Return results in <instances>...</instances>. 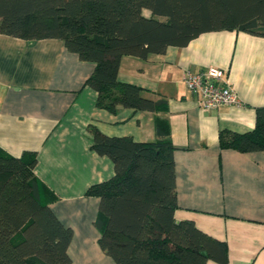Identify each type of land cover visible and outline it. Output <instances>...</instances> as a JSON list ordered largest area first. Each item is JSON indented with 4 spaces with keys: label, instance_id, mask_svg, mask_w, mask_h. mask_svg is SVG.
Returning a JSON list of instances; mask_svg holds the SVG:
<instances>
[{
    "label": "crops",
    "instance_id": "crops-1",
    "mask_svg": "<svg viewBox=\"0 0 264 264\" xmlns=\"http://www.w3.org/2000/svg\"><path fill=\"white\" fill-rule=\"evenodd\" d=\"M95 67L63 39L0 33V149L19 158L36 155L42 196L74 232L70 264H117L99 244L101 200L87 194L114 175V163L93 149L90 127L156 141L158 124L175 146V219L191 220L225 242L227 264H264V149L244 152L220 143L222 133L256 127L257 110L264 107V36L210 31L147 59L125 55L119 79L142 87L146 97L165 100L156 111L98 107V92L86 83ZM210 67L226 72L240 105H198L184 73Z\"/></svg>",
    "mask_w": 264,
    "mask_h": 264
},
{
    "label": "trees",
    "instance_id": "trees-1",
    "mask_svg": "<svg viewBox=\"0 0 264 264\" xmlns=\"http://www.w3.org/2000/svg\"><path fill=\"white\" fill-rule=\"evenodd\" d=\"M146 11H149L147 14ZM264 36V0H0V33L39 40L60 38L96 67L87 85L97 106L156 111L165 100L122 82L125 55L147 59L169 46H186L210 31ZM93 149L114 163V175L91 186L101 200L99 244L117 264L228 263L227 244L193 221L175 219L178 209L175 146L163 124L159 139L108 136L91 126ZM222 148L264 149V107L255 129L222 133ZM35 154L14 157L0 149V264H70L74 232L42 196Z\"/></svg>",
    "mask_w": 264,
    "mask_h": 264
},
{
    "label": "built area",
    "instance_id": "built-area-1",
    "mask_svg": "<svg viewBox=\"0 0 264 264\" xmlns=\"http://www.w3.org/2000/svg\"><path fill=\"white\" fill-rule=\"evenodd\" d=\"M226 78V72L216 67L184 73L187 87L197 96L198 105L206 109L241 104Z\"/></svg>",
    "mask_w": 264,
    "mask_h": 264
}]
</instances>
